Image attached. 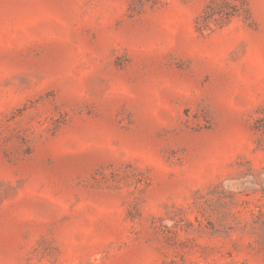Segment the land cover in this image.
<instances>
[{
	"label": "rangeland",
	"instance_id": "obj_1",
	"mask_svg": "<svg viewBox=\"0 0 264 264\" xmlns=\"http://www.w3.org/2000/svg\"><path fill=\"white\" fill-rule=\"evenodd\" d=\"M0 264H264V0H0Z\"/></svg>",
	"mask_w": 264,
	"mask_h": 264
},
{
	"label": "trees",
	"instance_id": "obj_2",
	"mask_svg": "<svg viewBox=\"0 0 264 264\" xmlns=\"http://www.w3.org/2000/svg\"><path fill=\"white\" fill-rule=\"evenodd\" d=\"M212 7H213V6H212L211 4L208 5V9H213Z\"/></svg>",
	"mask_w": 264,
	"mask_h": 264
}]
</instances>
